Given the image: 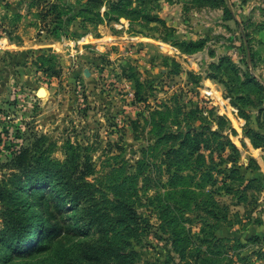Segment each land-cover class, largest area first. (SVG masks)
Listing matches in <instances>:
<instances>
[{
  "label": "rangeland",
  "instance_id": "1",
  "mask_svg": "<svg viewBox=\"0 0 264 264\" xmlns=\"http://www.w3.org/2000/svg\"><path fill=\"white\" fill-rule=\"evenodd\" d=\"M111 1L0 0V179L32 133L57 159L64 142L85 145L107 195L145 153L151 179L138 176L133 202L147 223L130 246L136 264H172L180 254L148 196L175 168L195 167L196 180L205 169L212 181L176 210L175 249L193 264H264V139L250 142L264 137V0ZM187 130L200 137L195 162L175 144ZM98 237L91 227L9 259L0 241V264H60L74 241Z\"/></svg>",
  "mask_w": 264,
  "mask_h": 264
},
{
  "label": "trees",
  "instance_id": "2",
  "mask_svg": "<svg viewBox=\"0 0 264 264\" xmlns=\"http://www.w3.org/2000/svg\"><path fill=\"white\" fill-rule=\"evenodd\" d=\"M120 1H111L109 10H120L117 9ZM122 6L118 12L134 11L128 5ZM50 56L39 54L38 58L44 62ZM42 66L46 70H54L53 62ZM209 132L216 133L214 130ZM191 135L187 130L175 142L181 147H190L184 157L187 161L197 150L200 140V137ZM259 139L263 140V135L253 132L250 142L254 147L259 146ZM40 140V135L32 133L10 152L4 162L7 171L0 179V241L4 247L1 249L5 250L2 256L9 259L41 252L52 247L54 242L84 235L93 227L100 241L90 244L74 241L58 255L60 264H87L105 258H111L114 264H136L138 254L130 246V240L137 238L138 226L147 222L136 210L133 197L138 176H141L143 187L151 179L146 171V154L142 153L134 161L133 172L110 183L111 193L107 195L105 189H98L95 178H88L94 167L85 145L66 141L62 145L63 157L57 159L49 156ZM169 150L176 157L173 161L170 159L172 165L181 149L171 147ZM197 156L196 153L191 161L195 162ZM178 169L168 174L166 187L154 190L148 197L157 215L170 228L174 250L180 254L172 264H193L194 260L182 258L183 250L175 249V244L183 240L177 234L183 226L176 210L189 206L212 179L206 181L209 174L205 169L197 180L194 178L195 167L189 173H178ZM231 170L237 173L235 168ZM205 240L208 241L206 237Z\"/></svg>",
  "mask_w": 264,
  "mask_h": 264
}]
</instances>
